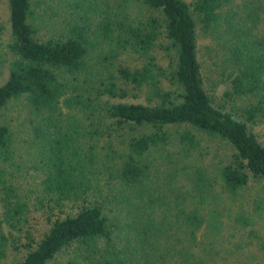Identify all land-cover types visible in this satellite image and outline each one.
I'll return each instance as SVG.
<instances>
[{"label":"trees","instance_id":"trees-1","mask_svg":"<svg viewBox=\"0 0 264 264\" xmlns=\"http://www.w3.org/2000/svg\"><path fill=\"white\" fill-rule=\"evenodd\" d=\"M0 1L9 34L0 80V259L9 249L19 253L11 264H45L64 249L59 264H225L216 253L225 249L218 235L229 201L250 178L264 180V138L252 130L264 125V0ZM58 9L53 28L38 35L43 15L50 20ZM4 28L0 21V36ZM198 33L226 81L222 99L204 87ZM161 39L174 54L167 74L154 53ZM164 77L180 91L162 88ZM125 85L148 87L154 102L101 100L122 98ZM17 98L33 117L34 202L10 169L12 132L1 121ZM170 124L223 139L227 159L208 172L188 128L169 146ZM125 125L148 129L120 137ZM35 203L47 223L38 236L28 227ZM243 213L233 215L238 226L252 222Z\"/></svg>","mask_w":264,"mask_h":264},{"label":"rangeland","instance_id":"rangeland-1","mask_svg":"<svg viewBox=\"0 0 264 264\" xmlns=\"http://www.w3.org/2000/svg\"><path fill=\"white\" fill-rule=\"evenodd\" d=\"M55 5V4H54ZM58 8L57 5H55ZM55 14L50 20L43 15L44 21L40 23L37 30L38 35H46L50 29L53 28L52 20L60 9L54 10ZM56 17L54 18V20ZM0 21L3 22L5 28L0 36V80L6 74L7 65V47L6 44L9 40L8 25L6 23V5L0 1ZM197 56L202 63L203 83L205 89L215 97V99H222V91L226 88V81L220 79L217 71L211 67L210 59L205 52V44L207 43L206 37L198 33L197 37ZM162 48L158 47L154 50L158 63L165 70V74L172 70L174 65V54L172 47H169L166 39H161ZM122 56H125L123 54ZM125 58V57H124ZM126 60L133 64H139V59L134 55H129ZM160 86L164 89L171 91L175 95L180 91L179 87L173 81L167 78H160ZM126 95L122 98L102 96L101 100L111 102L113 100L121 101H137L142 103H153V98L149 93V88L146 86L134 87L125 85ZM239 104V101L237 102ZM231 106V102L227 103ZM235 105V104H233ZM33 118V117H32ZM31 114L29 107L24 103L22 98H17L10 101L6 107L2 109L1 121L6 123L12 132L11 148L13 164L10 169L14 171L18 180L30 188L31 202H34L33 197L37 193V181L39 178L38 169L34 166V150L29 145ZM188 127L184 125L170 124L166 126L168 130L170 144L172 146L176 140V136L183 129ZM148 128L142 126L125 125L120 131V137H127L129 134H136ZM197 139V147L193 156L199 159V163H203L208 172L212 173L215 168L223 163L231 149L228 143L223 139L214 136L208 132L198 128H188ZM252 130L256 136L264 138V125L260 123L253 124ZM118 138V137H115ZM232 205L233 211L230 217L225 219V224L222 232L218 235V241L225 245L216 253L223 260L225 264H264V180H257L250 178L246 185H244L237 195L229 201ZM31 210L28 213V227L34 235L38 236L46 227L45 212L37 207V203L30 205ZM67 205L64 206V209ZM238 210V211H236ZM244 212L245 215H250L252 222L244 226H238L233 219L234 213ZM242 214V215H243ZM244 216V215H243ZM7 227H5V231ZM20 241L24 238L20 231H15ZM65 250L57 253L54 258L47 261L45 264H59V261L64 260ZM18 252L7 250L6 255L0 259V264H11ZM66 256V255H65Z\"/></svg>","mask_w":264,"mask_h":264}]
</instances>
